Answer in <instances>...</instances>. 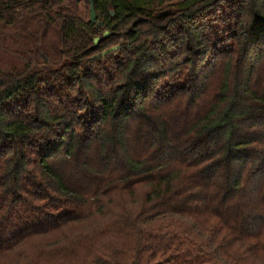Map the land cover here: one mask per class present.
<instances>
[{
	"label": "trees",
	"instance_id": "16d2710c",
	"mask_svg": "<svg viewBox=\"0 0 264 264\" xmlns=\"http://www.w3.org/2000/svg\"><path fill=\"white\" fill-rule=\"evenodd\" d=\"M92 1L0 0V264H264V0Z\"/></svg>",
	"mask_w": 264,
	"mask_h": 264
},
{
	"label": "rangeland",
	"instance_id": "374dc122",
	"mask_svg": "<svg viewBox=\"0 0 264 264\" xmlns=\"http://www.w3.org/2000/svg\"><path fill=\"white\" fill-rule=\"evenodd\" d=\"M77 5L79 6V10L83 13L84 16L89 17V15L87 14V8H86V4H85V0H77ZM52 37H53V47L55 46V40L57 38V33H56V28H53V32H52ZM212 87H214V82L213 85H211ZM181 101H184L183 99ZM206 103H203L199 106L193 107L190 109V111H199L202 112L205 109ZM49 241H53V238L50 239ZM43 246H45V244H42ZM52 255H53V248H52ZM50 252V250H48V248L44 249V252H42V255H49L48 253Z\"/></svg>",
	"mask_w": 264,
	"mask_h": 264
},
{
	"label": "water",
	"instance_id": "95a60500",
	"mask_svg": "<svg viewBox=\"0 0 264 264\" xmlns=\"http://www.w3.org/2000/svg\"><path fill=\"white\" fill-rule=\"evenodd\" d=\"M90 2H91V19H90V21L92 23H95L97 21V13H96L95 7L93 5V1L90 0ZM109 34H110V31H106L104 33V36H107ZM99 41H100V37H97V38H95V41L94 42H95V44H97ZM112 49H114V48H112ZM112 49H109V50H112ZM109 50L105 51L104 53L108 52Z\"/></svg>",
	"mask_w": 264,
	"mask_h": 264
}]
</instances>
